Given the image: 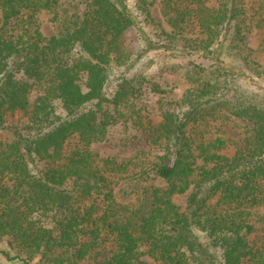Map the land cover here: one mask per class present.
Instances as JSON below:
<instances>
[{"label": "trees", "instance_id": "trees-1", "mask_svg": "<svg viewBox=\"0 0 264 264\" xmlns=\"http://www.w3.org/2000/svg\"><path fill=\"white\" fill-rule=\"evenodd\" d=\"M127 1L0 0V132L11 137L0 143V241L8 238L14 258L26 264H148L145 256L156 264H264V234L251 237L264 229L250 211L264 206V98L247 91L230 98L231 69L200 67L181 114L163 111L162 122L145 121L134 104L140 88L125 75L133 57L126 32L135 24ZM209 1L160 6L175 36L188 41L185 34L197 30L203 38L190 42L205 52L241 43L243 0ZM250 9L264 29L257 6ZM42 11L54 23L51 37L37 27ZM252 54L240 69L262 75ZM112 64L124 72L110 99L104 88ZM219 115L250 125L231 156L224 137L195 141L188 131ZM119 121L143 129L152 152L154 175L131 179L140 188L131 204L111 189L128 165L91 148ZM152 176L166 186L142 187ZM183 195L181 207L174 198ZM256 222L264 224V215Z\"/></svg>", "mask_w": 264, "mask_h": 264}, {"label": "rangeland", "instance_id": "rangeland-1", "mask_svg": "<svg viewBox=\"0 0 264 264\" xmlns=\"http://www.w3.org/2000/svg\"><path fill=\"white\" fill-rule=\"evenodd\" d=\"M153 5L141 7L138 0H128L127 5L133 15L135 24L126 32V44L133 51V57L125 68V75L129 79H135L134 83L140 88L139 96L135 99L136 109L141 110V115L145 121L152 124L162 122L163 111H170L181 114L185 108L184 100L188 92L199 85V72L197 69L204 68L214 71L217 66L230 68L233 79L231 89L227 96L233 98L241 95L240 92L260 95L264 98V73L257 75L255 70H241L240 62L245 61L244 55L252 52L253 57L258 55L260 63L264 66V29L256 27L257 13L250 7L257 6L259 18L264 17L263 0H243L246 24L244 38L242 42L228 47L229 42L224 46H214L209 52H205L193 45L190 41L203 38L197 30L190 34H185L188 41L175 36V28L161 11L160 0H152ZM210 7H216V1L207 2ZM261 14V15H260ZM173 23V22H172ZM37 27L46 37H51L54 30V23L47 12L42 11L36 15ZM175 25V23H173ZM235 36V32H230ZM193 45V47L191 46ZM262 67L254 65L255 69L261 71ZM123 69L114 64L109 68V79L105 85L104 92L108 98H113L118 89V83L122 76ZM159 86L164 93L154 92V87ZM35 93L32 96L35 97ZM200 122L196 126L191 124L188 131L195 141L200 139H213L218 136L224 137L228 141L225 154L231 156L235 153L238 145L245 140L248 133L249 124L241 119L219 115L215 118H208L207 122ZM216 128H215V127ZM220 129V131H219ZM11 140L6 132H0V143ZM147 139L146 132L134 125L131 121H119L109 129L107 139L91 148L104 159H110L116 164L128 165V172L121 176H113L111 189L116 192L121 203L131 204L136 201L140 194L138 186L131 179H138L140 175L151 170L152 152ZM132 183V184H131ZM142 187L154 186L165 187L166 182L152 176L147 182L141 180ZM140 186V185H139ZM175 203L184 207L187 203V195L174 198ZM254 214L252 223L259 229H264V224H257L258 216L264 215V206L252 208ZM259 223V222H258ZM264 230L254 234L257 238L263 237ZM1 252L8 253L12 258L8 259ZM15 251L9 246V239L0 241V264H26L21 259L14 258ZM143 260L148 264H156L149 256ZM28 264H44L40 258L30 260Z\"/></svg>", "mask_w": 264, "mask_h": 264}]
</instances>
